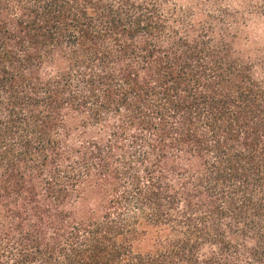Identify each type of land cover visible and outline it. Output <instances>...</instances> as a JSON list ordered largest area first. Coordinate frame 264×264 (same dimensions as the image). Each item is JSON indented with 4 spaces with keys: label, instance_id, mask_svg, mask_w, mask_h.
Segmentation results:
<instances>
[{
    "label": "trees",
    "instance_id": "16d2710c",
    "mask_svg": "<svg viewBox=\"0 0 264 264\" xmlns=\"http://www.w3.org/2000/svg\"><path fill=\"white\" fill-rule=\"evenodd\" d=\"M233 1L0 0V264H264Z\"/></svg>",
    "mask_w": 264,
    "mask_h": 264
},
{
    "label": "rangeland",
    "instance_id": "374dc122",
    "mask_svg": "<svg viewBox=\"0 0 264 264\" xmlns=\"http://www.w3.org/2000/svg\"><path fill=\"white\" fill-rule=\"evenodd\" d=\"M250 6L243 8L239 0L233 1L232 8L242 11L240 41L237 46L248 59L258 67L259 73H264V0H248Z\"/></svg>",
    "mask_w": 264,
    "mask_h": 264
}]
</instances>
